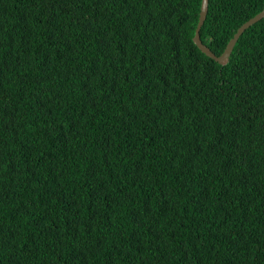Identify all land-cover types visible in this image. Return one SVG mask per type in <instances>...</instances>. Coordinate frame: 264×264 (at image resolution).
Segmentation results:
<instances>
[{
    "label": "trees",
    "instance_id": "trees-1",
    "mask_svg": "<svg viewBox=\"0 0 264 264\" xmlns=\"http://www.w3.org/2000/svg\"><path fill=\"white\" fill-rule=\"evenodd\" d=\"M201 3L0 0V264H264V19Z\"/></svg>",
    "mask_w": 264,
    "mask_h": 264
},
{
    "label": "water",
    "instance_id": "water-1",
    "mask_svg": "<svg viewBox=\"0 0 264 264\" xmlns=\"http://www.w3.org/2000/svg\"><path fill=\"white\" fill-rule=\"evenodd\" d=\"M208 10H209V0H202L199 22H198V25L195 31L193 42L197 46V48L207 57L217 61L221 65H227L230 61V57L232 55L234 47L236 46L237 42L239 41L240 37L244 34V32L247 29H249L251 26H253L254 24L264 19V9L260 13H258L256 16L251 18L249 21L244 23L238 29L234 37L228 43L225 51L220 56H217L216 54H214L211 51V49L207 45H205L201 39V30L207 19Z\"/></svg>",
    "mask_w": 264,
    "mask_h": 264
}]
</instances>
